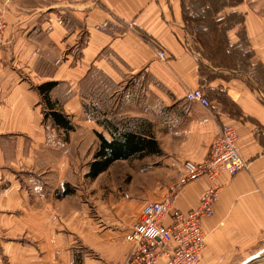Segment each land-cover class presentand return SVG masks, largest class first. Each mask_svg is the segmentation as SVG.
Here are the masks:
<instances>
[{
  "label": "crops",
  "instance_id": "obj_1",
  "mask_svg": "<svg viewBox=\"0 0 264 264\" xmlns=\"http://www.w3.org/2000/svg\"><path fill=\"white\" fill-rule=\"evenodd\" d=\"M0 4L6 5L0 43V264H127L131 245L124 236L144 204L156 199L141 192L128 199L119 218L97 222L78 193L61 196L67 183L76 186L64 131L73 137L101 132L111 139L85 108L99 79L117 85L147 75L151 95L145 99L154 106L126 116L136 120V130L142 119L150 121L151 134L183 172L186 159L202 162L208 156L223 124L239 133L238 150L248 168L235 175L223 172L216 181L215 212L202 223L207 242L202 264H256L264 254V86L201 74L198 57L179 31L180 0ZM244 12L257 52L252 60L264 64V20ZM159 48L166 61L158 57ZM49 81H57L51 90L54 106L62 105L74 130L45 118L48 109L38 86ZM197 87L211 99L210 108L187 101V91ZM211 185L207 176L183 182L175 207L185 212L198 207Z\"/></svg>",
  "mask_w": 264,
  "mask_h": 264
},
{
  "label": "rangeland",
  "instance_id": "obj_2",
  "mask_svg": "<svg viewBox=\"0 0 264 264\" xmlns=\"http://www.w3.org/2000/svg\"><path fill=\"white\" fill-rule=\"evenodd\" d=\"M185 1L188 9L196 16L198 14L206 16L204 22L200 24L187 22L183 0H180L183 20L179 25V31L185 45L198 57L201 74L207 80L217 77L225 79L241 77L250 80L248 84L251 86H264V64L252 60L257 56V52L247 35L245 26L247 13L244 12L250 10L264 20V0ZM237 7L242 8L243 12H238ZM214 25L216 29L210 32ZM237 28L238 32L234 35ZM221 59L224 60V64L221 63ZM161 60L166 61L167 57ZM150 85L151 79L148 75L141 78L140 82L134 78H126L117 85L100 78L96 85L97 90L90 98V106L87 104L85 108L91 115L97 116L99 121L111 119L116 122L132 123L133 118L126 115H132L137 110L150 112L154 106L145 99L151 95ZM42 100L44 101L43 95ZM51 100L53 101L52 97ZM45 104L48 109L45 113L46 118L50 109L48 103ZM57 104L56 110L62 111V105ZM64 138L70 145L69 163L74 171L73 179L76 186L67 184L79 194L81 201L89 203L90 209L96 212L97 222L106 216L119 218L130 202L128 199L135 197L136 194L145 192L151 199H160L167 194L175 193L185 180V172L180 169V164L169 161L167 153L162 150L159 154L118 161L93 182L87 174L90 171V163L99 149L100 139L87 133L73 137L71 133L65 131ZM204 259L205 256L197 264H202ZM254 262L264 264V254H259Z\"/></svg>",
  "mask_w": 264,
  "mask_h": 264
},
{
  "label": "built area",
  "instance_id": "obj_3",
  "mask_svg": "<svg viewBox=\"0 0 264 264\" xmlns=\"http://www.w3.org/2000/svg\"><path fill=\"white\" fill-rule=\"evenodd\" d=\"M6 5L0 4V43L6 29ZM161 59L164 49L157 50ZM187 101L210 108L212 101L202 87L187 91ZM239 133L234 126L223 124L212 141L208 156L202 162L186 159L183 162L185 180L207 176L213 185L206 191L201 204L185 212L175 207V193L147 201L140 217L125 234L131 245L127 264H197L206 249L203 219L215 212L219 185L216 181L223 172L235 175L248 168L238 150Z\"/></svg>",
  "mask_w": 264,
  "mask_h": 264
},
{
  "label": "trees",
  "instance_id": "obj_4",
  "mask_svg": "<svg viewBox=\"0 0 264 264\" xmlns=\"http://www.w3.org/2000/svg\"><path fill=\"white\" fill-rule=\"evenodd\" d=\"M208 4V3H207ZM184 15L187 22L200 24L206 19L205 15H195L188 9L186 1L183 0ZM209 5V4H208ZM215 25L210 32H214ZM206 32V31H205ZM202 38V37H201ZM201 40L204 41V38ZM221 63H225L221 59ZM57 85L56 81H49L39 86L44 101L48 103L49 113L46 118H52L56 125L65 128L66 131L74 130V124L70 118L63 112L56 110L54 102L51 100L50 92ZM219 96V94H218ZM136 120H133V122ZM102 126L111 132V139H108L103 133L98 132L100 139L99 149L96 151L94 160L90 163V171L87 176L91 179L97 178L100 174L110 168L117 160H128L132 158H143L152 154L162 152L158 140L151 134V123L146 119H142L139 124V130L134 129L132 123L116 122L111 119H103L99 121ZM74 193V189L68 184L59 194L67 196Z\"/></svg>",
  "mask_w": 264,
  "mask_h": 264
}]
</instances>
